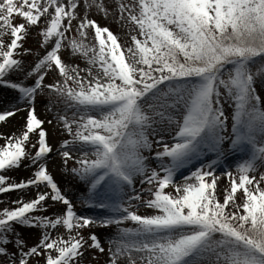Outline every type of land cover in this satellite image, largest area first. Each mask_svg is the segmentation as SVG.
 <instances>
[{
  "label": "snow or ice",
  "instance_id": "1",
  "mask_svg": "<svg viewBox=\"0 0 264 264\" xmlns=\"http://www.w3.org/2000/svg\"><path fill=\"white\" fill-rule=\"evenodd\" d=\"M80 3L0 0V87L18 91L17 104L28 106L22 133L0 134L5 140L0 145V172L19 168L25 161L34 168L32 177L19 183H9L11 178L0 174V194L30 187L50 189L37 192L30 201L23 197L13 201L14 209L0 210V257L7 264H30L36 257H42L44 264H82L89 248L105 252L95 233L90 244L85 240L83 229L132 221L137 227L120 228L107 241L111 264H118L121 257H127L128 264H264L260 186L264 173L258 179L255 175L264 167V101L255 87L258 79L264 81V0H115L118 21L133 25L140 37L132 35L134 46L127 48L108 27L80 16ZM83 4L105 17L114 15L105 0H83ZM14 17L23 22L14 23ZM43 24L47 27L40 33L41 47L51 50L29 71L21 57L31 50L22 41L30 26ZM90 31L96 44L86 43ZM9 33L11 40L5 43L3 37ZM62 48L84 57L90 67L81 69L62 60ZM53 68L63 80L45 84ZM17 73L37 78L32 86L6 79ZM45 90L63 104L64 115L59 118L73 139L64 141L60 154L65 165L75 159L79 167L71 172L90 184L85 203L112 215L99 219L78 215L50 174L47 157L53 148L35 109L37 96ZM55 103L48 105L50 111ZM226 106L233 108L231 132ZM22 110L17 106L0 112V122ZM164 124L175 126V134L171 143L156 142L163 148L155 152L157 170L149 167L143 153L153 150L149 137L166 131ZM32 133L38 136L30 145L34 154L27 150ZM76 144L79 157L74 154ZM227 150H247L250 156L235 174L232 170L217 174ZM209 153L215 158L190 172L183 183H174L178 170ZM221 176L230 181L222 202L217 193ZM137 177L150 186L145 189L151 197L145 206L159 214L130 211L132 201H141V195L126 197L124 189L136 193ZM101 184L104 190L97 191ZM170 185L176 195L165 191ZM49 199L66 206L64 211L51 217L34 215L47 211L44 202ZM16 225L43 229L40 242L28 248ZM58 226L66 229L67 239L53 238L49 230ZM10 244L14 252L9 251Z\"/></svg>",
  "mask_w": 264,
  "mask_h": 264
},
{
  "label": "rangeland",
  "instance_id": "2",
  "mask_svg": "<svg viewBox=\"0 0 264 264\" xmlns=\"http://www.w3.org/2000/svg\"><path fill=\"white\" fill-rule=\"evenodd\" d=\"M125 2H130V0H125ZM106 5L109 6V12L114 13V15H109L105 17L103 13L97 11L95 8L87 9L84 7L83 0H81L80 6L77 9L80 16H87L90 19L96 20L101 26L108 27L110 31L118 37V42L121 44L122 48L133 47L132 42V35H137L139 37L138 31L134 29V26L131 24H127L126 26H122L121 23L118 21V13L114 12V3L115 0H105ZM14 23L19 24L22 21L21 18L14 17ZM43 21V18H42ZM73 24H76V21H73ZM47 27L46 24L37 25V26H30L29 27V35L28 37L22 41L24 48L31 50L27 55L21 57L25 63V68L27 70H31L35 63L39 61L43 55L46 54L47 51L51 50V47L42 48L41 43L43 41V37L40 33ZM72 35L79 39L78 34L73 31ZM5 43L10 42L11 36L10 33L3 37ZM86 43L96 44L97 42L94 39V33L90 31L88 40ZM67 50L65 48L61 49V58L65 62L71 64L72 66H79V68H87L90 67L87 63V60L78 55L72 54L68 55L67 57ZM19 51V50H17ZM69 51V50H68ZM127 57V53H125ZM231 67V66H229ZM95 73V69H93ZM81 75L86 76V73H81ZM36 76L28 77L25 79L24 73H17L12 74L10 77L6 79H11L14 82H22L25 86H32L36 80ZM63 77L59 75L57 69L53 68L48 71V74L45 77V84H55L57 82H62ZM71 83V82H70ZM119 83V81H117ZM256 90L257 94L261 97V100L264 101V81L257 80L256 82ZM20 99V94L18 91L13 90L8 87H0V112L4 110H8L13 107L22 106L25 110L19 111L16 113L15 116L9 117L6 121L0 122V134L4 136L13 135L11 132L9 133L10 129L8 125L11 124L13 120H17V118L22 122V127L15 135H20L24 130V125L26 123V119L28 117V106L26 103L22 105H18L17 101ZM51 101H56V103L52 106L51 111L48 108V105ZM264 106V105H262ZM35 109L38 118L44 121L43 128L46 129L48 133V143L53 148V151L48 154L47 157V167L49 169L50 174L53 175L54 180L57 182L58 186L61 188L62 194L66 195L73 204H74V211L81 216L86 217H93L96 219L110 216L112 213L108 210H102L98 207H90L88 206L85 201L88 200L89 196L91 195L89 189L90 184L85 181H81L79 177L71 172L72 168H78L79 165L76 163L75 159L69 160L67 164L64 163V157L60 154L62 151L61 145L64 143L65 140H72L73 136H70L63 124V121L60 120V116L64 115L63 104L60 102L54 94H51L49 90H45L41 92L35 101ZM233 112L232 107L226 106V114L229 116L228 120V131L231 132V115ZM69 118L71 117V110L68 111ZM48 121H52V123H48ZM163 128H166V131H161L158 136H150L149 138L153 141V150L151 152L145 151L143 154L148 157V161L146 163L149 164V167L156 168L159 170V162L154 158L156 151H162V143H171L172 136L175 134V126L169 127L167 124L162 125ZM75 131V126H74ZM9 133V134H6ZM38 139L36 133L30 134L29 140V147L28 151H31L33 154L35 153L36 149L31 148V143H35ZM161 144H157V141H161ZM5 144V140L0 138V145ZM229 142H226V148ZM38 147V145H37ZM74 154L79 157V145H73ZM250 156L249 151H237L232 152L231 150H227L226 155L221 159L219 166L217 167L216 171L217 174L221 173L224 170H232L235 174L236 167L242 163L244 160L248 159ZM94 159V157H90ZM215 158V155L212 153L207 154L203 158L193 161L192 164L188 165L185 168L178 170L174 183H183V178L187 176L190 172L194 171L197 167L201 166L204 163ZM28 161H25L21 167L12 169L7 172H0V174L6 175L10 177L9 183L20 181H27L33 175L34 168L27 166ZM260 173H264V167L259 169L255 175L257 179L259 178ZM141 177H137L134 181L136 193H133L130 188H125L124 193L127 196H131L134 194L141 195V201H132L134 207L130 209V211L136 212V214L141 216H150L159 214L158 210L151 209L145 206L144 201L151 198L149 193L145 191L148 187V184H141L140 180ZM264 188V182H261L260 185ZM153 190H155L156 185L151 186ZM224 189H230V181L229 178L226 176H221L218 181V198L223 201V197L225 195ZM104 190V185L101 184L97 191ZM49 191L50 189H46L45 187L41 186L39 189L37 188H28L23 190H15L10 191L7 193L0 194V210L5 208L14 209L17 205L13 204V201H16L23 197L25 201H30L34 199L37 195V192H44ZM167 193H171L176 195L175 189L170 185L168 188L165 189ZM237 202H241L242 198V189L239 190L236 194ZM45 206L47 207V211H41L34 213V215L40 216H52L53 213H62L66 206H64L60 202H52L50 199L44 202ZM50 205V206H49ZM127 206V205H126ZM231 206V205H230ZM99 216V217H98ZM54 218V217H53ZM17 232L19 233L20 237L25 241L28 248L37 245L40 242L43 229L40 228H30V227H22L19 225L15 226ZM137 225L132 221L123 222L121 225L117 226L115 224L109 226H102V225H95L85 228L81 231V235L88 240L90 244L91 241L89 239L90 235L95 233L100 241L102 242V246L105 248L104 253H100L98 250L94 248H89L84 253V257H82V264H111L110 261V254H109V244L107 241L116 236L119 232L120 228H135ZM52 233L53 238L58 235H62L65 239L68 238V234L66 229L63 227L58 226L57 229L49 230ZM10 252H14L16 249L12 247V245L7 246ZM27 250V249H26ZM133 255H137L133 253ZM95 257V259H93ZM0 264H7V260L5 257H0ZM30 264H44V259L42 257H36L31 260ZM118 264H128L127 257H121L118 261Z\"/></svg>",
  "mask_w": 264,
  "mask_h": 264
},
{
  "label": "bare ground",
  "instance_id": "3",
  "mask_svg": "<svg viewBox=\"0 0 264 264\" xmlns=\"http://www.w3.org/2000/svg\"><path fill=\"white\" fill-rule=\"evenodd\" d=\"M68 52L69 51L67 50V57L69 55ZM21 127H22V122H20V120L17 118V120H13L11 124L8 125V128L10 129L9 133L12 131L11 134H17L18 131L21 129ZM9 133H6V134H9Z\"/></svg>",
  "mask_w": 264,
  "mask_h": 264
},
{
  "label": "trees",
  "instance_id": "4",
  "mask_svg": "<svg viewBox=\"0 0 264 264\" xmlns=\"http://www.w3.org/2000/svg\"><path fill=\"white\" fill-rule=\"evenodd\" d=\"M231 207V206H230Z\"/></svg>",
  "mask_w": 264,
  "mask_h": 264
}]
</instances>
